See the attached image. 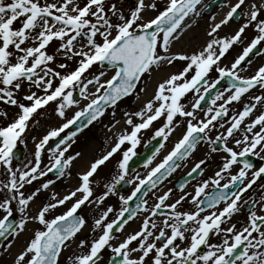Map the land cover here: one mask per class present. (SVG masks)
Wrapping results in <instances>:
<instances>
[{
  "label": "snow or ice",
  "instance_id": "6c2138e0",
  "mask_svg": "<svg viewBox=\"0 0 264 264\" xmlns=\"http://www.w3.org/2000/svg\"><path fill=\"white\" fill-rule=\"evenodd\" d=\"M201 4L202 0H167L161 7L159 0H136V7L125 13L113 0H0V102L20 110L14 120L0 127V171L7 177V182L0 181V194H3L0 211L4 213L0 218V238L9 241L6 245L0 244V248L10 249L30 219L43 226L34 231L13 264H60L62 253L86 226L85 217L78 212L81 206L86 202L104 204L121 182L133 184L136 181L130 195L119 197L122 206L114 219L108 220L109 214L115 211L111 206L95 219L93 231L98 229L102 234L91 241L80 240L78 247H87L88 251L68 257L70 264H99L106 247L113 253L109 264H264V214L256 211L258 205L264 211V195L259 200L244 199L257 181L264 179V166L255 169L250 158L264 160V94L253 96L251 101L254 102L246 103L229 120L224 119L229 116L228 105L239 102L254 88L264 89V66L248 78L239 74L245 64H250V54L259 55L264 50V0H236L235 4L228 5L224 19L211 27L208 33L211 39L200 50L173 52V44L191 27L186 20H195L200 15L198 6ZM149 10L156 15L145 20L144 13ZM237 16L246 17V22L230 37H218V30ZM250 25L256 30L255 37L231 67H222L220 61L235 44L243 43L242 36ZM54 40L60 43L50 54L48 47ZM58 57L78 58L77 65L70 72L58 71L53 67ZM176 62H183L182 68L158 83L154 95L140 110L125 112V122L132 131L118 134L111 150L95 159L80 175L78 187L59 198L58 193H53L52 199L42 205L35 216L29 217L30 202L55 180L47 179L27 194L21 189L49 173H54L56 179L70 175L73 162L81 155L69 153L78 132L103 117L109 108L115 116L114 110L121 100L133 94L139 98L137 89L142 82V90L147 89L146 78ZM97 64L102 66L98 74L90 73ZM68 67L63 62L58 65L59 69ZM108 70L113 74L109 79H102ZM214 70L217 78L209 79ZM225 78L227 85L216 90ZM90 86L94 92L90 91ZM25 88L28 92L21 100L19 93ZM77 90L89 103L67 118L66 109L79 104L74 98ZM189 93L192 97L186 102ZM210 95L211 106L205 109L202 102ZM221 100L224 103L217 106V101ZM50 102L56 103L54 111L65 122L36 141L33 160L22 168L14 167L18 144L27 146L24 134L30 122L39 124L37 117L44 115L40 110ZM199 111L205 113L204 118L198 116ZM0 116L7 118L8 113L0 111ZM133 117L139 122H134ZM179 117L185 118V131L172 150L147 176L137 175L126 181L129 162L136 155L142 130L160 121L153 139L167 141L176 131ZM72 126L75 130L61 136ZM220 128L224 131L213 139L210 133ZM56 138L59 140L53 147L50 141ZM229 138L241 150L228 146ZM202 141L212 145L223 142V151L227 154L214 178L198 182L194 194L184 191L191 180L203 174L202 166L206 161L201 159L180 184L182 194L178 199L166 204L172 195L169 189L149 208L144 197L181 168ZM126 142L131 147L123 151L117 174L105 185V191L92 199L93 177ZM163 147L160 143L155 152ZM47 150H50L49 164L41 167L42 155ZM217 150L218 147L212 148L213 152ZM152 159L154 156L146 164H151ZM238 163L243 165L238 173L230 175L222 184L225 173H230ZM136 199L140 202L135 208L130 207V202ZM69 201L71 206L63 214L50 217L53 210ZM14 202L19 221L14 218ZM185 202L193 205L191 210H179ZM244 205H248V221L238 228L239 222L233 223L232 217L240 213ZM163 208L171 211L165 213ZM141 210L150 215L143 220L140 230L129 234L118 246L113 245L115 232H122ZM158 215L164 216L160 224L152 220ZM214 236H220V242L212 243ZM185 241L187 246H182ZM202 248L207 250L201 251ZM133 253L139 255L133 256Z\"/></svg>",
  "mask_w": 264,
  "mask_h": 264
},
{
  "label": "rangeland",
  "instance_id": "374dc122",
  "mask_svg": "<svg viewBox=\"0 0 264 264\" xmlns=\"http://www.w3.org/2000/svg\"><path fill=\"white\" fill-rule=\"evenodd\" d=\"M115 3L118 2L119 6L123 8V10L125 11V13L128 12V10L133 9L136 7V3L132 2L130 0V2H121V0H113ZM209 0L204 1L200 6H199V10H200V15L198 17L195 18V20L189 18L186 20L187 24H190L191 27H188L187 29H185V31L182 33V35L180 36V38L173 44L172 47V51L173 52H177V53H192L193 51H198L200 50L205 44L206 42H208L211 37L208 35L209 31L211 30V27L216 24L219 23L222 19H224L226 13L229 11V4H235L236 0H228L226 2V4L217 10V12L215 13V15L213 17H215V19L213 20V17H208V18H204L202 16L201 13V8L202 6L207 3ZM49 2H51V0H49ZM121 2V3H120ZM167 2V0H159V4L161 7L164 6V4ZM156 15V12L153 10H149L146 11L144 13V19L148 20L151 17H154ZM243 20L244 22H246V18L243 16ZM244 24V23H243ZM242 26V25H241ZM252 26V25H250ZM253 27V26H252ZM238 27L236 25L233 24V21H229V23L227 25H223L217 33L218 37H230L231 35H233L234 31L237 29ZM254 28V27H253ZM195 30V32H197V34H195V38L192 40V45H181L180 41L181 39L183 41L186 40V37L189 34L190 30ZM255 29V28H254ZM202 39H199V42L196 43L197 38H199L200 36H202ZM247 37H251L253 36V31H251L250 29L246 32ZM243 40V43H237L235 44L232 49L229 50V53L226 54V56L223 58V62L220 61V65L223 66H227L230 67L232 60H234L236 58V56L238 55L239 51H241L243 49L244 46L247 45L248 40ZM60 41H56V42H52L51 48L48 49V52L51 54L55 51V49L59 46ZM196 43V44H195ZM240 47V49H238ZM78 58H73V59H65L64 57H58L56 62L53 64V67H56L58 71L61 72H70L72 71L75 67H76V63H77ZM66 63L69 65V67L67 69H59L58 65L59 63ZM183 66V62H176L174 65L168 66L165 65L164 67H162L161 69H159L158 71H155L152 73L150 78H146L147 79V89L146 90H142L143 87V82L141 84L140 87H138L137 92L139 93V98H137L136 94H133L132 96H129L127 99L123 100L121 103H119L116 108H115V116L112 115L113 113V109L110 108L108 110H111L109 113H107L103 118H101L100 120H98L94 125L89 127V131L87 132V135L80 137L79 141L76 144L72 145V152L73 154H75L76 152L81 153V155L74 161L73 165L70 168V173L72 174L71 177L69 178H63L61 184L59 183V180H55V183L53 185H51L47 190H44L43 192L40 193V195H38V197L30 202V206L27 210V215L29 217L31 216H35L38 211L40 210L41 206L46 204L47 202H49L52 199V194L53 193H60V187H62V191L63 193H61L59 197H62L64 195H66L70 190L75 189L79 184H80V180L76 179L79 177V174L87 171L89 164H91L95 159L99 158L100 156H102L103 154H105L108 150H110L113 147V144H115V142L117 141V139L115 138L114 141H110V139L112 137L107 136L109 135L110 131L112 134H114L113 137L118 136V134L124 132L125 130H127L128 132H130V129H132V127L128 124L125 125V127L123 126L122 123H124V121H126L127 117L125 116V112H136L138 110H140L143 105L152 98V96L154 95L156 89H157V85L158 83L162 82L165 78H167L170 74H175L177 73ZM95 69V70H94ZM92 69L91 73H97L101 70L100 68L96 69L94 68ZM94 70V71H93ZM113 74V72L111 70L107 71V75L105 77H103L102 79H109L111 77V75ZM27 89V88H25ZM25 89H23L21 91V94H19V98L22 100L23 96L25 94H27L28 90L24 91ZM24 91V92H23ZM33 91H35V89H33ZM90 91H95L94 88H91L90 86ZM23 92V93H22ZM190 96V94H188ZM191 98V96H190ZM89 103V100L84 99L81 97V100L79 101L78 105H73L70 108L66 109V112L68 114L67 118H71L75 112L80 111L81 109H83L87 104ZM8 104L4 103V102H0V111H6L8 113L7 118H0V127L2 126H6L8 123H10L12 120H14L16 118V114L19 112V109L16 108L15 106H9ZM57 105L56 103H52L50 104L46 109V111H40L41 113H43L44 115H41L39 117H37V119H39L40 123L39 124H32L35 127V133L33 134L32 130H30L27 134H24V138L26 140V147L24 145H21V148L24 149V153H23V160L20 164H27L29 161L34 159V152L36 150V141H38L43 135L46 134V132L48 130H50L51 128L54 127H58L60 126L62 123L65 122L64 118H59L58 114L54 111L56 109ZM233 112H231L232 114ZM204 114L200 113V116H203ZM205 116V115H204ZM204 116L202 118H204ZM229 117H231L229 115ZM134 122H139V119L136 117H133ZM116 121H119V123H116ZM161 123L160 121H158L155 125L156 127L154 128V125L150 127V129H147L148 131L146 133L149 132H154L155 133V129L157 128V124ZM32 126V127H33ZM112 127H114L112 129ZM124 127V128H122ZM114 130V131H113ZM219 131H217L218 134ZM145 131H143V135H140V143L137 145V149L136 151L140 150L142 147V144L145 140L150 139L152 136L151 134L147 137L145 136ZM217 134H213V137H215ZM178 135V134H177ZM35 137H39V138H35ZM35 138V140H34ZM173 140V141H172ZM176 140V138L174 139L173 137H169L167 143H166V150L167 151L173 144V142ZM228 141H232V139H228ZM129 144V142H126L123 147H122V151H124L125 147ZM105 148H107V151L105 152V149L103 150L104 152L101 151ZM50 155V151L47 153H44L42 155V163H41V167H44L45 165L49 164V159L48 156ZM113 161V158H110L109 161H107L105 164H111V162ZM155 164L152 163L150 166H148V168H146L139 176L143 177L148 170H150V168ZM146 165V164H145ZM145 165L143 164V166L141 167H145ZM21 166V165H20ZM19 166V167H20ZM17 167V166H14ZM101 173L103 174V178H108L110 173H111V169H109L108 167L103 166L101 169ZM66 177V176H65ZM49 178H41V180L39 181H34L31 185H26L25 188L23 189V191L27 194L31 191H34L36 188L40 187V184L43 181H46ZM66 180H69L68 185H66ZM0 181H5L7 182V177L4 175V173L2 171H0ZM169 183H167L165 186H162L161 188H157L155 189L153 192H151L148 195V199L152 198L153 200H156V198L158 196H161L163 194V190H167L170 189V187L168 186ZM60 190V191H61ZM22 191V189H21ZM100 193H97V191H94V196L92 199H95V197H98ZM79 195V194H78ZM181 194H175L174 196H171L170 201L168 203H171L172 201L174 202L176 199L179 198ZM3 199V194H0V200ZM147 199V200H148ZM107 200V199H106ZM97 205L94 208V204H86L83 207V215L85 216V219L87 221L86 226L84 227V229H82V231L80 233H78V235L76 236V238L74 239V241L71 243V246L69 248H67L63 253L62 256L60 258V264H70V262L68 261V257L72 256L73 254H79L81 252H87L88 248L84 247V248H80L78 247L80 240H88L90 241L91 239V235L94 234H101V231L96 229L95 231H93L94 229V223H93V219H94V214H91V212H93V209L96 213L100 212L104 205ZM155 202V201H154ZM69 205H71V201L68 202L67 204H65V206L63 205V207L59 208L57 207L55 210H53V212L50 214V217L55 216V215H60L63 214V212H65L67 210V208L69 207ZM16 206H14V211H15ZM181 210H186V207H184ZM2 211H0L1 214ZM20 215V214H19ZM1 217V215H0ZM241 220L243 222V212L241 211L240 213L234 215L232 217V222L236 223L238 220ZM143 222V220H142ZM141 220L139 219V222H134L131 226H128L127 229L121 234L123 236H128L129 234H132V232H134L137 228L140 227V223L142 224ZM43 226L40 225L38 223V221H34V220H29L25 230L15 239V241L12 243V247L10 249H8L7 251H5L2 248L1 251V255H2V260L4 262V264H13L14 260L11 256V252L12 251H17L16 255L17 256L26 246H27V241H29L32 236L34 231L41 229ZM139 229H137L136 231H138ZM135 231V232H136ZM91 234V235H90ZM23 237V238H22ZM11 240V239H10ZM215 240V239H214ZM20 241V245H17V247H14L16 245V242ZM9 241H7L8 243ZM6 243V244H7ZM26 243V244H25ZM25 244V245H24ZM21 245H24L23 247H19ZM0 255V257H1ZM16 258V257H15ZM3 262L0 260V264H3Z\"/></svg>",
  "mask_w": 264,
  "mask_h": 264
},
{
  "label": "flooded vegetation",
  "instance_id": "af4514ba",
  "mask_svg": "<svg viewBox=\"0 0 264 264\" xmlns=\"http://www.w3.org/2000/svg\"><path fill=\"white\" fill-rule=\"evenodd\" d=\"M242 39H244V37H242ZM260 66H264V50H262L261 54L258 57L252 58L250 64H248L247 66H244L243 70H239V74L244 78L251 77L252 75L255 74L256 70ZM261 94H264V89H260L259 87L254 88V89L250 90L249 93L245 94V96H243L239 102H233L231 105H228L229 110H234L233 115H235L238 111L243 109V107L246 103L251 101V98L253 96L261 95ZM226 95H227V93H226ZM187 100H189V98H186V102H187ZM251 102H254V101H251ZM217 103L221 104L224 102L221 100V101H217ZM188 107L190 108L191 105L189 104ZM258 108H259V106H258ZM256 114H259V113L257 112ZM198 116L200 117V111L198 112ZM217 131L223 132L224 129L220 128L217 130H213L210 133V135L213 137V134H217ZM236 134H240V133H236ZM214 138L215 137H213V139ZM201 143H205L208 146H210L211 148L208 149L206 152L205 151L201 152L197 157H192L191 160L187 159L186 161L183 162L182 167L177 169L176 172H174L172 174V176H171L172 180L170 182V187H171L172 192H174L176 194L181 193L180 188L177 187V184H179L181 179L186 177L187 173L201 159L206 161V164L202 166L203 174L198 175V176H196L195 179L191 180V183L185 188L184 191L190 193L192 191V189L195 190V186L197 185L198 182L203 181L205 179L211 180L212 178H214L215 173L220 170V168L224 162V157L227 154L223 155V154L219 153V151H222L223 149L213 152L212 148L215 147V145H212L207 141H202ZM232 143L233 144L231 147H233L237 151L241 150L239 147H237L235 145L233 140H232ZM162 150H163V148L160 149V151L157 153V155L161 154ZM121 158H122V155H119V159L114 161V163L112 165V166H114V169H115L113 176L116 175L118 172V163L121 160ZM250 158L255 163V169H258L259 167L264 165V160H261L259 157H250ZM242 166L243 165L240 163H238L237 165H234L230 173H225V180L221 181V183L223 184V183L227 182V179L229 178L230 175L237 174L239 168ZM255 169H253V170H255ZM134 174H135V171L129 172V176L126 177L125 180L127 181L130 178L134 179ZM250 175H251V170L249 171V178H250ZM106 184H107V182H105V185ZM105 185H103L104 189H105ZM209 190H211V186H210ZM110 195H113V200L118 202L119 199L117 197L118 196L117 192L110 194ZM261 195H264V179H261V182H257V184L254 185L253 188L250 189L248 191V193L245 194L244 199H257V200H259ZM189 204L190 205L187 206V210L192 209L193 205L191 203H189ZM247 209H248V205H244V208L242 210V212H243V223L242 224H245L248 221ZM259 210H262V209L258 205L256 208V211H259ZM170 211H171V209L167 208V212H170ZM134 244H135V242H134ZM182 246H187V241L183 242ZM205 250H207V249L206 248L201 249V251H205ZM132 255L137 256V255H139V253H133ZM112 256H113V253L111 252L110 248L106 247L102 252V259L100 260L99 264H109V261L111 260Z\"/></svg>",
  "mask_w": 264,
  "mask_h": 264
},
{
  "label": "bare ground",
  "instance_id": "6f19581e",
  "mask_svg": "<svg viewBox=\"0 0 264 264\" xmlns=\"http://www.w3.org/2000/svg\"><path fill=\"white\" fill-rule=\"evenodd\" d=\"M195 34H197V32H195V30H190L189 31V34H188V36L186 37V40L185 41H183L182 39H181V41H180V43H181V45H184V46H186V45H192L193 43H192V40L195 38ZM202 37H203V35L202 36H200L199 38H197V42L196 43H198L199 42V39H202ZM195 43V44H196Z\"/></svg>",
  "mask_w": 264,
  "mask_h": 264
},
{
  "label": "water",
  "instance_id": "95a60500",
  "mask_svg": "<svg viewBox=\"0 0 264 264\" xmlns=\"http://www.w3.org/2000/svg\"><path fill=\"white\" fill-rule=\"evenodd\" d=\"M221 3V1H219V2H217L215 5H218V4H220ZM58 142V140L57 141H55V142H53V144H51V146H55V144ZM3 241V238H0V244H1V242Z\"/></svg>",
  "mask_w": 264,
  "mask_h": 264
}]
</instances>
